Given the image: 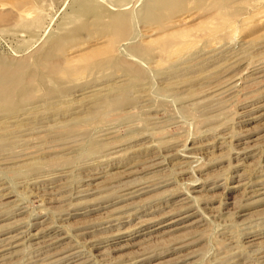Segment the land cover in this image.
I'll return each mask as SVG.
<instances>
[{
	"label": "rangeland",
	"instance_id": "obj_1",
	"mask_svg": "<svg viewBox=\"0 0 264 264\" xmlns=\"http://www.w3.org/2000/svg\"><path fill=\"white\" fill-rule=\"evenodd\" d=\"M263 40L264 0H0V264H264Z\"/></svg>",
	"mask_w": 264,
	"mask_h": 264
},
{
	"label": "bare ground",
	"instance_id": "obj_2",
	"mask_svg": "<svg viewBox=\"0 0 264 264\" xmlns=\"http://www.w3.org/2000/svg\"><path fill=\"white\" fill-rule=\"evenodd\" d=\"M118 15H116L115 16V18H118L117 17ZM264 41V40H263ZM259 43H260V41H259ZM262 45V44H261ZM246 48V47H245ZM264 48V47H263ZM253 49V48H252ZM213 52V51H212ZM244 52V51H243ZM252 54V53H251ZM245 55V54H244ZM248 55V54H247ZM210 59V58H209ZM248 59V58H247ZM203 61V60H202ZM206 61V60H205ZM191 63V62H190ZM196 64V63H195ZM256 64V63H255ZM198 65V64H197ZM196 65V66H197ZM256 66H258L257 68H256V71H257V73L258 72H263L264 73V62L263 63H258ZM123 67V66H122ZM194 67V66H193ZM199 67V66H198ZM126 68V67H125ZM201 69V68H200ZM233 70V69H232ZM126 71H128V70H126ZM131 72V71H130ZM217 72V71H216ZM202 73V72H201ZM205 73V72H204ZM222 73V72H221ZM129 74V73H128ZM213 75V74H212ZM211 75V76H212ZM254 76V75H253ZM263 76H264V74H263ZM203 78V77H202ZM207 80H208V78H207ZM243 80V79H242ZM201 81H203L202 79H201ZM251 81H253V80H251ZM207 82V81H206ZM255 83V82H254ZM258 83V82H257ZM247 84V83H246ZM231 85V84H230ZM245 88V87H244ZM254 91V90H253ZM256 91V90H255ZM258 91V90H257ZM259 92V91H258ZM217 93V92H216ZM255 95V94H254ZM257 96V95H256ZM259 98V97H258ZM258 100V99H257ZM102 105H103V107H109L110 108V102H109V100H107L106 101V99L104 100V101H102ZM263 106V105H262ZM251 110V109H250ZM9 112V111H8ZM260 115V114H259ZM246 116V115H245ZM15 118V116H11V117H9L8 119H14ZM24 118V117H23ZM18 119V118H17ZM21 126H23V125H21ZM184 153H186L185 151H184ZM190 153V152H189ZM188 153V154H189ZM194 154V153H193ZM238 154H239V152H238ZM238 154H236V155H238ZM242 154V153H241ZM189 156V155H188ZM187 157V156H186ZM181 158V157H180ZM194 158V157H193ZM192 159V158H191ZM187 160V159H186ZM183 162V161H182ZM182 164V163H181ZM180 164V165H181ZM251 174V173H250ZM102 175V174H101ZM260 178V177H259ZM96 179V178H95ZM159 181V180H158ZM137 182V181H136ZM126 183V182H125ZM152 183V182H151ZM151 183H150V185H151ZM259 183V185H260V182H257V183H251L252 185H250V186H254L255 184H258ZM262 183V182H261ZM264 183V182H263ZM91 184V183H90ZM123 184V183H122ZM146 184V182L144 183V185ZM130 185V184H129ZM129 185H127V186H129ZM88 186V185H87ZM123 186H125V185H123ZM148 186V185H147ZM246 186V185H245ZM86 187V186H85ZM141 187V186H140ZM146 187V186H145ZM149 187V186H148ZM125 188V187H124ZM129 188V187H128ZM258 188V187H257ZM260 188V187H259ZM116 189V188H115ZM138 190V189H137ZM123 191H127V192H125V194L124 195H122L124 198H126V199H128V198H131V197H134L135 196V194L136 193H138L137 191H134V190H128L127 188L126 189H124ZM128 191H132V192H128ZM140 191H142V189L140 190ZM37 192V191H36ZM81 192V191H80ZM189 193H187L188 195H190V194H197V193H200V191L198 190V188L196 187V185H193L192 187H191V189L188 191ZM249 193V192H248ZM254 193V192H253ZM122 194V193H121ZM190 197L188 196V198H184V199H181V204L182 205H186L185 203H187L188 202V199H189ZM190 200V199H189ZM57 201V200H56ZM179 202V201H178ZM177 203V202H176ZM180 205V204H179ZM80 206V205H79ZM161 207V206H160ZM186 207V206H185ZM181 208H183L184 209V207H181ZM3 209V208H2ZM178 209V208H177ZM177 212V211H176ZM173 213V212H172ZM118 217V216H117ZM34 225V224H33ZM42 228V227H41ZM53 228V227H52ZM117 232V231H116ZM33 233V232H32ZM18 235V234H17ZM43 235V234H42ZM51 235V234H50ZM32 238L33 239H35V236L33 235L32 236ZM57 238V237H56ZM9 239V238H8ZM60 239H56V240H53L52 242H50V246L51 245H53L54 246V244H57V242L59 241ZM48 242V241H47ZM18 243V242H17ZM47 246V245H46ZM3 250V249H2ZM1 252V251H0ZM45 254V253H44ZM1 257L3 256V255H0ZM0 257V258H1ZM4 257V256H3ZM2 259V258H1ZM65 259V258H64ZM47 262V261H46Z\"/></svg>",
	"mask_w": 264,
	"mask_h": 264
}]
</instances>
